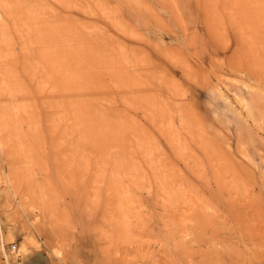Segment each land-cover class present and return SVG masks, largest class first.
Wrapping results in <instances>:
<instances>
[{"label":"rangeland","instance_id":"1","mask_svg":"<svg viewBox=\"0 0 264 264\" xmlns=\"http://www.w3.org/2000/svg\"><path fill=\"white\" fill-rule=\"evenodd\" d=\"M6 2L0 264H264V0Z\"/></svg>","mask_w":264,"mask_h":264},{"label":"bare ground","instance_id":"2","mask_svg":"<svg viewBox=\"0 0 264 264\" xmlns=\"http://www.w3.org/2000/svg\"><path fill=\"white\" fill-rule=\"evenodd\" d=\"M10 18L13 19L12 8L9 6V3H7L6 0H0V40L3 38L4 32H5L4 20L6 21L7 19H10ZM39 247H40L39 244L35 242L32 237H27L23 240V242H21V246L18 249V255L24 256L28 254L29 252L38 250ZM5 256H6V259L8 260V256L6 253H5ZM8 264L10 263L8 262Z\"/></svg>","mask_w":264,"mask_h":264},{"label":"crops","instance_id":"3","mask_svg":"<svg viewBox=\"0 0 264 264\" xmlns=\"http://www.w3.org/2000/svg\"><path fill=\"white\" fill-rule=\"evenodd\" d=\"M24 264H48L44 257L38 254H32V256H29L25 259Z\"/></svg>","mask_w":264,"mask_h":264},{"label":"built area","instance_id":"4","mask_svg":"<svg viewBox=\"0 0 264 264\" xmlns=\"http://www.w3.org/2000/svg\"><path fill=\"white\" fill-rule=\"evenodd\" d=\"M16 248V246H12V249H15Z\"/></svg>","mask_w":264,"mask_h":264}]
</instances>
